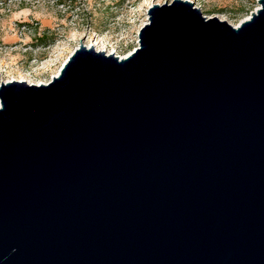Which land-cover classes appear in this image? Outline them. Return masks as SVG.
<instances>
[{
    "label": "water",
    "instance_id": "95a60500",
    "mask_svg": "<svg viewBox=\"0 0 264 264\" xmlns=\"http://www.w3.org/2000/svg\"><path fill=\"white\" fill-rule=\"evenodd\" d=\"M258 3L155 4L129 56L1 84L0 264H264Z\"/></svg>",
    "mask_w": 264,
    "mask_h": 264
},
{
    "label": "rangeland",
    "instance_id": "374dc122",
    "mask_svg": "<svg viewBox=\"0 0 264 264\" xmlns=\"http://www.w3.org/2000/svg\"><path fill=\"white\" fill-rule=\"evenodd\" d=\"M172 1L0 0V86L48 84L81 44L97 40L125 58L139 47L148 9ZM188 1L203 15L235 27L260 8L258 0Z\"/></svg>",
    "mask_w": 264,
    "mask_h": 264
},
{
    "label": "bare ground",
    "instance_id": "6f19581e",
    "mask_svg": "<svg viewBox=\"0 0 264 264\" xmlns=\"http://www.w3.org/2000/svg\"><path fill=\"white\" fill-rule=\"evenodd\" d=\"M188 1V0H187ZM87 47H94L96 48V50L98 51H102V52H105L107 54H114L115 55V52L114 51H110L108 50V47H107V43L104 42L103 40H97L95 43L92 42L91 44H88ZM123 58V57H122ZM59 73V72H58ZM25 82V81H24ZM27 82V81H26ZM30 83V81H29ZM31 84V83H30Z\"/></svg>",
    "mask_w": 264,
    "mask_h": 264
}]
</instances>
